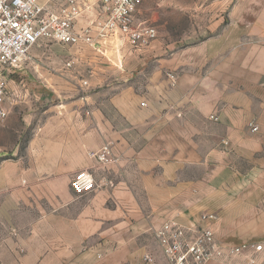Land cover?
Segmentation results:
<instances>
[{
  "label": "crops",
  "instance_id": "1",
  "mask_svg": "<svg viewBox=\"0 0 264 264\" xmlns=\"http://www.w3.org/2000/svg\"><path fill=\"white\" fill-rule=\"evenodd\" d=\"M100 1L75 0L74 31H88L91 46L40 41L7 75L0 191L25 185L60 201L61 241L73 264L95 256V264H144L145 254L166 264L151 236L169 222L191 227L206 212L217 216L215 236L264 249V0H210L203 48L191 49L203 51L205 65L189 70L204 74L203 93L183 101L180 39L170 60L158 32L142 47L102 38ZM64 2L37 0L50 10ZM144 13L141 4L135 25L148 23ZM104 145L114 157L108 166L93 157ZM80 171L92 174L94 191L71 190ZM238 254L227 262L264 259V251L255 262Z\"/></svg>",
  "mask_w": 264,
  "mask_h": 264
},
{
  "label": "built area",
  "instance_id": "2",
  "mask_svg": "<svg viewBox=\"0 0 264 264\" xmlns=\"http://www.w3.org/2000/svg\"><path fill=\"white\" fill-rule=\"evenodd\" d=\"M141 0H101L98 24L100 37L119 36L131 46H148L156 39L157 31L148 24H134V14ZM75 0H65L58 10L46 9L37 0H0V120L7 117L4 103L8 97L7 75L19 70L28 60L29 52L40 41L49 40L62 45L84 43L92 45L88 31L76 33L74 22L79 16ZM173 78V76H169ZM145 106L144 102L140 103ZM213 120L216 117L211 116ZM255 133L258 127L250 124ZM93 157L101 166L114 162L108 145H104ZM71 190L84 195L96 189L90 172L75 173L69 182ZM217 221L214 213H203L197 224L184 227L175 222L164 224L156 230L155 238L166 264H208L216 254L213 225ZM241 248H235L238 252ZM254 252L260 250L255 246ZM144 264H154L150 254L143 256Z\"/></svg>",
  "mask_w": 264,
  "mask_h": 264
},
{
  "label": "rangeland",
  "instance_id": "3",
  "mask_svg": "<svg viewBox=\"0 0 264 264\" xmlns=\"http://www.w3.org/2000/svg\"><path fill=\"white\" fill-rule=\"evenodd\" d=\"M39 1L44 3V0ZM141 4L145 6L144 14L148 19L147 24L155 28L159 37L164 40L166 58L172 59L174 39L181 41L177 45L182 49L180 71L177 76L174 75L175 79L180 77L181 80H185L184 86L181 87H188L185 92L182 91L181 101L188 94L192 97L197 96L198 93L202 94L204 74L192 75L189 70L203 69L205 65V60L198 58L199 54H204L203 51L194 52L191 49L203 48L205 24L210 19V11H208L210 0H141ZM194 40L200 41L198 46H195ZM196 82L199 83L194 85ZM76 207V204L68 207L69 212L65 214V219L67 215L70 217L75 214ZM64 209L67 210L60 201H55L52 197L43 193L32 194V187L24 185L2 188L0 191V264H73L67 257L61 241V230H65L62 226L64 221L62 210ZM151 240L153 244L156 242L155 235L151 236ZM238 240H240L238 236L226 235L223 232L214 235L217 251L211 260L217 259L223 264H242L237 260L227 262L232 257L230 253H239L238 256L250 254L249 260L257 261V257L264 251L260 246L263 245L262 242L246 241L243 244L244 249L234 252L235 248L243 246L239 245ZM255 246H259L260 250L254 252ZM97 260L96 256L92 259L90 257L85 260V264H95ZM260 264H264V259Z\"/></svg>",
  "mask_w": 264,
  "mask_h": 264
}]
</instances>
